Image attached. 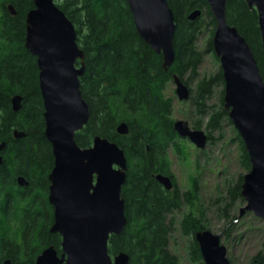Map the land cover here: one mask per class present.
Listing matches in <instances>:
<instances>
[{
  "label": "trees",
  "instance_id": "trees-1",
  "mask_svg": "<svg viewBox=\"0 0 264 264\" xmlns=\"http://www.w3.org/2000/svg\"><path fill=\"white\" fill-rule=\"evenodd\" d=\"M55 2L73 23L77 43L85 54L80 90L90 115L83 128L76 132L75 140L79 146L88 147L93 136L99 135L115 141L126 157V179L121 196L127 221L120 233L110 235L108 251L111 255L120 251L127 253L129 264H180L177 255L168 248L169 236L175 226V212L183 202L193 203L197 188L194 185L192 190L182 193L175 188L166 190L154 174H169L167 149L175 146L179 138L173 128L172 98L165 95L164 89L172 82L173 74L187 85L198 76L202 52L197 48L196 40L205 28L209 29V36L204 51H212L218 59L212 48L216 23L209 4L207 0H167L174 14L175 29L174 60L165 69L162 55L154 52L137 32L126 0ZM7 4L14 7V15ZM33 6V0H0V141L5 142L0 166V213L4 211V205H12L9 214L19 221L28 220L23 215L31 212V207L34 215L47 205V173L53 163L51 145L44 135L37 61L24 44L25 16ZM195 9L200 10V15L191 20L188 15ZM225 12L227 22L234 25L248 42L264 81L255 8H249L245 0H226ZM223 84L219 68L214 75H204L197 79L193 88L189 87L190 101L198 117L191 126L201 128L202 118L206 117L208 138L211 130L221 127L223 119L231 123L228 111L223 107V87L219 91L218 104L208 102L213 87ZM15 94L22 96L17 111L11 104ZM120 121L128 125L129 132L125 135L116 131ZM15 128L22 130L24 136L15 138L12 133ZM236 139L240 162L248 170L249 157L237 132ZM17 174L28 179L27 187L16 184ZM241 182L242 175L227 187L228 199L220 215L228 216V208L236 199L244 201L240 194ZM42 214L39 217L41 225L48 215L45 209ZM41 225L36 226L32 243L26 244L24 251L27 254L40 247ZM178 228L189 237L187 247L191 260L204 264L194 234L207 226L201 218L185 213L181 215ZM50 242H54V237ZM255 260L264 263V255L256 254L252 258ZM14 264H33V258L15 259Z\"/></svg>",
  "mask_w": 264,
  "mask_h": 264
},
{
  "label": "water",
  "instance_id": "water-1",
  "mask_svg": "<svg viewBox=\"0 0 264 264\" xmlns=\"http://www.w3.org/2000/svg\"><path fill=\"white\" fill-rule=\"evenodd\" d=\"M141 38L162 55V66L174 60V14L167 0H126ZM255 8L264 60V0H245ZM215 19L212 48L219 59L223 77V107L236 128L247 151L250 168L243 174L240 194L244 204L239 214L251 211L264 219V81L253 52L234 25L227 22L226 0H207ZM34 6L25 16L27 50L36 57L38 83L43 103L44 135L51 145L53 167L48 179V200L53 206L50 230L61 236V256L54 247L45 248L35 264H129L127 253L111 255L108 241L120 233L127 221L121 188L125 183L127 162L123 148L115 141L94 135L88 147L75 140L89 119V106L82 97L80 77L85 71L84 51L77 43L76 29L54 0H33ZM11 14L15 9L7 4ZM200 15L195 9L189 19ZM179 100H188L190 90L177 75H172ZM22 96L11 98L12 109L21 107ZM173 128L178 136L187 137L203 148L207 134L191 128L184 119H175ZM116 131L129 132L125 121ZM19 138L24 132L13 129ZM5 146L0 141L1 151ZM155 179L167 190L171 178L155 173ZM25 183L23 177L18 179ZM194 237L204 264H230L221 234L208 228L199 229ZM3 264H10L5 260Z\"/></svg>",
  "mask_w": 264,
  "mask_h": 264
},
{
  "label": "rangeland",
  "instance_id": "rangeland-1",
  "mask_svg": "<svg viewBox=\"0 0 264 264\" xmlns=\"http://www.w3.org/2000/svg\"><path fill=\"white\" fill-rule=\"evenodd\" d=\"M208 30L203 29L196 40L202 59L197 70L198 76L188 82L190 88L194 87L198 78L214 75L220 68L219 60L215 59L213 52L204 51ZM222 87L223 85L213 87L209 104H218ZM164 93L172 98L171 116L174 119H184L191 126L198 118L191 101L177 98L173 82L167 83ZM205 122L206 117L202 118L201 129L209 134ZM236 132L232 122L223 119L219 129L211 130L204 148L199 149L187 138L179 137L176 145L167 149L169 170L180 193L192 190L194 185L197 188L193 203L183 202L175 212V226L169 236L168 248L177 255L180 264H201L191 260L187 247L189 237L184 236L178 228L181 215L185 213L201 218L208 229L221 234L230 264H264L252 261L256 254L264 255V219L251 211L240 215L239 209L244 201L239 199L230 204L228 216L220 215V210L228 199L227 187L247 171L240 162Z\"/></svg>",
  "mask_w": 264,
  "mask_h": 264
},
{
  "label": "flooded vegetation",
  "instance_id": "flooded-vegetation-1",
  "mask_svg": "<svg viewBox=\"0 0 264 264\" xmlns=\"http://www.w3.org/2000/svg\"><path fill=\"white\" fill-rule=\"evenodd\" d=\"M199 149H202V148H199ZM1 154L3 156V150L1 151ZM1 164H0V166H1ZM52 167H53V163H52L51 168ZM51 168L49 169V171L47 173L48 183H47V187L45 189L47 205L43 206V209H45L47 211V214H48V215H46V221H44V224H46V225H44V224L41 225V222L39 220V217L43 216V214H42L43 209L39 210L40 209L39 208L38 209L39 211H37L33 215L34 212H32L33 209L31 207L30 210L32 213L27 212L26 214L23 215V218H27L28 220L27 221H19V220H17V218H15V217L13 218L12 215L9 214V210H13L12 205L6 204L3 206L5 213H4V211H1V213H0V259H1L0 264H3V262L5 260H9L10 264H14L15 259H18L19 261H22V260L24 261L25 259H29L30 257L33 258V264H35L38 255L45 248H47L49 246L54 247L57 255L61 256V252H62V250H61V236L57 232H52L50 230L51 225L53 223V206L48 200L49 185H50V182L48 179V174H49ZM164 174H166V173H164ZM166 175H168L171 178V180L173 182V188L178 190L176 183L174 181V177L170 173V170H169V174L167 173ZM19 177H23V180L25 183L20 184L18 181ZM15 180H16V184L21 188L27 187L29 184L28 179L22 174H17L15 176ZM173 188L170 190H173ZM34 208H36V210H37V207H34ZM32 215H33V217H32ZM30 218H33V219L29 220ZM39 224L42 226V230L39 233L40 237H42V241L40 242V245H39L40 247H37V248H35L29 252V254L31 255L30 256L24 250H25L27 243H29L30 241L32 243L33 232L36 231V226ZM52 237H54V242H50ZM21 246H23V249L21 248ZM32 251H33V253H32Z\"/></svg>",
  "mask_w": 264,
  "mask_h": 264
}]
</instances>
